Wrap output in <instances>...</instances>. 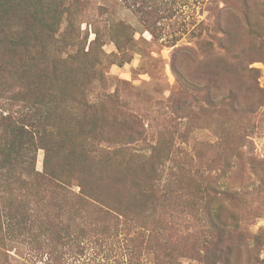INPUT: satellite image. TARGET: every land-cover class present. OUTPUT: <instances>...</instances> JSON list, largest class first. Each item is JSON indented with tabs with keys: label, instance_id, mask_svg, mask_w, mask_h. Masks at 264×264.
Instances as JSON below:
<instances>
[{
	"label": "rangeland",
	"instance_id": "374dc122",
	"mask_svg": "<svg viewBox=\"0 0 264 264\" xmlns=\"http://www.w3.org/2000/svg\"><path fill=\"white\" fill-rule=\"evenodd\" d=\"M0 114V264H264V0H0Z\"/></svg>",
	"mask_w": 264,
	"mask_h": 264
},
{
	"label": "trees",
	"instance_id": "16d2710c",
	"mask_svg": "<svg viewBox=\"0 0 264 264\" xmlns=\"http://www.w3.org/2000/svg\"><path fill=\"white\" fill-rule=\"evenodd\" d=\"M8 121L9 118L7 116L0 114V142L3 141V147H0V187H3V192H1L2 197L0 198L4 196L14 198L12 190L17 189L16 187L19 186L23 188L28 196H32V193H37V195H39L43 182L58 181V176L55 174L56 171L50 167L52 162L50 154L48 152L45 154V177L31 173V171L23 165L25 163L23 162L24 160L18 157L17 153H15L12 148L13 138L15 139L25 132L22 126L23 124L21 123V125L19 122L14 124L10 123L8 124L10 127L9 130L3 132V128L7 125H5V123ZM2 133L10 134L11 137L2 135ZM72 157L73 155L70 158ZM39 182H41V184ZM54 186L58 188L57 185L54 184ZM20 197L19 195L18 198ZM7 208L9 209V207Z\"/></svg>",
	"mask_w": 264,
	"mask_h": 264
}]
</instances>
